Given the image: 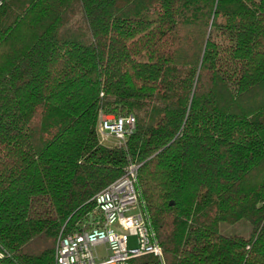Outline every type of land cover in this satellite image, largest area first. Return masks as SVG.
Masks as SVG:
<instances>
[{"label": "trees", "instance_id": "16d2710c", "mask_svg": "<svg viewBox=\"0 0 264 264\" xmlns=\"http://www.w3.org/2000/svg\"><path fill=\"white\" fill-rule=\"evenodd\" d=\"M128 162L161 249L128 264H264V0H0V264H55Z\"/></svg>", "mask_w": 264, "mask_h": 264}, {"label": "built area", "instance_id": "2783aa9c", "mask_svg": "<svg viewBox=\"0 0 264 264\" xmlns=\"http://www.w3.org/2000/svg\"><path fill=\"white\" fill-rule=\"evenodd\" d=\"M134 125L132 116L100 115L99 142L112 141L113 147L123 148ZM137 170L138 166L128 162L124 175L94 197L98 219L91 229L59 235L55 264H128L146 254L161 256L136 188ZM129 237H136L135 247H128ZM100 247L102 252H98Z\"/></svg>", "mask_w": 264, "mask_h": 264}, {"label": "rangeland", "instance_id": "374dc122", "mask_svg": "<svg viewBox=\"0 0 264 264\" xmlns=\"http://www.w3.org/2000/svg\"><path fill=\"white\" fill-rule=\"evenodd\" d=\"M106 147H113V142H107L103 144ZM97 215V214H96ZM219 232L226 236H243L248 237L250 234V227L245 221H240L237 224L229 225V224H221L219 226ZM137 245L136 237H129L128 247L132 248ZM103 247L99 248V252H102Z\"/></svg>", "mask_w": 264, "mask_h": 264}, {"label": "crops", "instance_id": "0c3cea01", "mask_svg": "<svg viewBox=\"0 0 264 264\" xmlns=\"http://www.w3.org/2000/svg\"><path fill=\"white\" fill-rule=\"evenodd\" d=\"M103 251V250H102ZM98 252H99V248H98ZM101 252V251H100Z\"/></svg>", "mask_w": 264, "mask_h": 264}]
</instances>
